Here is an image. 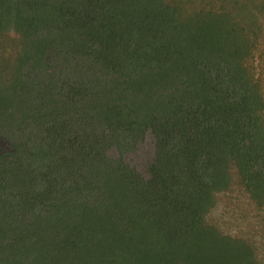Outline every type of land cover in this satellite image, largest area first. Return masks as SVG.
Segmentation results:
<instances>
[{"label":"trees","instance_id":"trees-1","mask_svg":"<svg viewBox=\"0 0 264 264\" xmlns=\"http://www.w3.org/2000/svg\"><path fill=\"white\" fill-rule=\"evenodd\" d=\"M210 1L0 0V264H262L207 221L235 187L264 208L260 36ZM149 132L148 179L109 157Z\"/></svg>","mask_w":264,"mask_h":264},{"label":"rangeland","instance_id":"rangeland-1","mask_svg":"<svg viewBox=\"0 0 264 264\" xmlns=\"http://www.w3.org/2000/svg\"><path fill=\"white\" fill-rule=\"evenodd\" d=\"M180 2L183 6L185 5L187 11L193 12L205 7L206 9L207 7L209 8L211 1L180 0ZM238 2L242 4L243 9L238 12L240 15L238 17L241 19L237 20V22L248 27L251 38L260 36L259 40L261 41L259 44L261 49L257 52L252 51L251 57L248 59V65L260 82V88L264 92V45H262L264 44V0H238ZM255 21L258 22V26L261 25L263 32L256 29L258 26ZM120 110L121 108L118 107L115 111L119 112ZM154 150L155 139L153 134L149 132L133 148L124 150L114 146L109 149L108 155L115 161H124L144 178L148 179L150 177L148 169L154 159ZM83 211L80 209L72 211V215L78 218L83 216V219H85L84 224L77 223L78 231L86 227L90 230L92 225L93 229L107 234L102 225L104 215L100 208L95 211L90 209ZM207 221L210 225L217 227L223 236L241 240L247 246H252L255 256H257L256 258L264 264V208H257L242 188L235 187L231 192L218 195V204L207 216ZM93 223L96 225H93ZM104 246V243L93 244L88 242L82 248L83 255L81 259L92 252L100 253ZM63 248L67 251L71 249L68 246H63ZM51 249H54V247L52 246ZM157 262L155 261V263ZM68 264H73L72 257L68 258Z\"/></svg>","mask_w":264,"mask_h":264}]
</instances>
